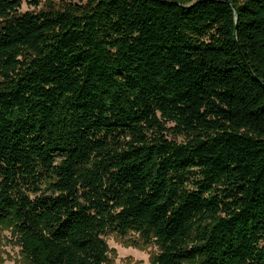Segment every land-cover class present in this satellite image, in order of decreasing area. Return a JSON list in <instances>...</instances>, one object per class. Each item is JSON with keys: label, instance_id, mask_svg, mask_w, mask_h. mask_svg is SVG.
<instances>
[{"label": "trees", "instance_id": "1", "mask_svg": "<svg viewBox=\"0 0 264 264\" xmlns=\"http://www.w3.org/2000/svg\"><path fill=\"white\" fill-rule=\"evenodd\" d=\"M23 1L0 0V225L28 264H110L108 233L264 264V0Z\"/></svg>", "mask_w": 264, "mask_h": 264}, {"label": "rangeland", "instance_id": "2", "mask_svg": "<svg viewBox=\"0 0 264 264\" xmlns=\"http://www.w3.org/2000/svg\"><path fill=\"white\" fill-rule=\"evenodd\" d=\"M61 2V0H38V5L33 6L28 1H23L21 11L38 12L47 9L49 3L58 8ZM171 125L170 123L169 126ZM167 137L172 138L170 134ZM176 140L183 141V138L177 137ZM105 241L109 247L110 264H151L150 258L157 252L154 245L142 246L134 233H128L126 236L108 233ZM0 264H28L22 254L17 234L6 224L0 225Z\"/></svg>", "mask_w": 264, "mask_h": 264}]
</instances>
